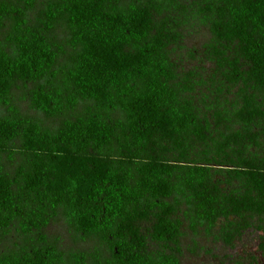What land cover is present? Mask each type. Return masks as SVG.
Segmentation results:
<instances>
[{
  "label": "trees",
  "instance_id": "trees-1",
  "mask_svg": "<svg viewBox=\"0 0 264 264\" xmlns=\"http://www.w3.org/2000/svg\"><path fill=\"white\" fill-rule=\"evenodd\" d=\"M194 1H0V237H23L0 264H181L180 215L194 233L222 221L227 245L257 217L264 256V0ZM177 13L211 33L209 118L205 82L172 59ZM18 83L55 127L19 113ZM56 216L104 251L62 252L43 233Z\"/></svg>",
  "mask_w": 264,
  "mask_h": 264
},
{
  "label": "rangeland",
  "instance_id": "rangeland-1",
  "mask_svg": "<svg viewBox=\"0 0 264 264\" xmlns=\"http://www.w3.org/2000/svg\"><path fill=\"white\" fill-rule=\"evenodd\" d=\"M43 2L44 0H39L37 8H42ZM195 2L194 0H181V3L190 10V13L195 9ZM174 17L179 19V23L184 22L185 18L181 13L178 15L174 14ZM178 31L181 38L175 51L171 54L172 59L178 65L179 73L194 71L198 75V79L205 82V84L197 88L194 98L200 113L206 114L209 118L213 111L211 109L212 104H214L215 88L213 83L216 82L215 85H218L222 79L219 73H215L214 61L207 54L208 49L206 46L212 39L211 33L206 26L198 24L196 19L184 22L178 27ZM54 35L59 40H63L64 33L62 31L54 33ZM63 61L61 60V62ZM212 76H215V79H212ZM224 83L225 98L228 102H233L237 99L236 94L239 87L230 88L228 83ZM31 87V84L25 86L18 83L11 92L12 104L24 117L40 121L49 128L55 127L57 122L46 120L41 114L30 107L26 96ZM203 94L207 97L204 98ZM204 102L207 106L204 105ZM221 103H224L223 99ZM6 166L9 170L13 168L7 162ZM180 216L183 220L182 231L184 236L180 240V254L177 256L181 264H264V256L259 250L261 238L257 229L261 222L257 217L252 220V226L249 229L245 230L240 237L234 239L230 245H227L221 240L214 238L222 221L218 223V226L210 234L204 233L202 229L194 233L188 228V220L182 215ZM149 226L150 224H142L145 231ZM43 233L49 242L53 243L66 254L82 252L89 255L95 250L104 251L96 238L89 237L85 239L77 236L72 229L64 224L59 216H56L50 222ZM19 245H23V237L15 230H12L9 235L0 237V254L12 250L14 246L17 247ZM147 248L151 254L161 252L170 254L172 251L171 248L156 244L151 240H148Z\"/></svg>",
  "mask_w": 264,
  "mask_h": 264
}]
</instances>
